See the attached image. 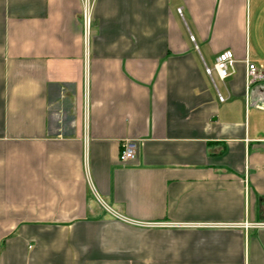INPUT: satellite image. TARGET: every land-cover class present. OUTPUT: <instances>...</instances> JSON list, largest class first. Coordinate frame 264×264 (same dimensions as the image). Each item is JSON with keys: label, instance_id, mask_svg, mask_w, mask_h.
Wrapping results in <instances>:
<instances>
[{"label": "crops", "instance_id": "obj_1", "mask_svg": "<svg viewBox=\"0 0 264 264\" xmlns=\"http://www.w3.org/2000/svg\"><path fill=\"white\" fill-rule=\"evenodd\" d=\"M88 1L0 0V264H264V0Z\"/></svg>", "mask_w": 264, "mask_h": 264}, {"label": "built area", "instance_id": "obj_2", "mask_svg": "<svg viewBox=\"0 0 264 264\" xmlns=\"http://www.w3.org/2000/svg\"><path fill=\"white\" fill-rule=\"evenodd\" d=\"M90 12H91V3L88 0H84V10L82 13V21L84 26L85 36L87 37L90 29ZM247 64V72L246 79L248 84L255 83L257 81L264 80V73L259 70L254 64L250 63V61L246 58L245 60ZM234 64L235 58L232 51H226L221 53L216 61L214 67L205 66L206 73L214 80V75L216 74L221 81H225L230 76L234 74ZM218 90V89H217ZM218 97L220 102H225L227 100L226 97L221 95L218 90ZM138 155V144L136 141H127L122 145L121 153H120V162L128 163L136 160ZM257 226H264V224H256ZM245 226H249L246 224Z\"/></svg>", "mask_w": 264, "mask_h": 264}, {"label": "rangeland", "instance_id": "obj_3", "mask_svg": "<svg viewBox=\"0 0 264 264\" xmlns=\"http://www.w3.org/2000/svg\"><path fill=\"white\" fill-rule=\"evenodd\" d=\"M216 76V74L214 75V77Z\"/></svg>", "mask_w": 264, "mask_h": 264}]
</instances>
